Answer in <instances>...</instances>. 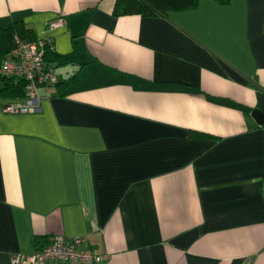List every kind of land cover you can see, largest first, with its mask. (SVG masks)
Instances as JSON below:
<instances>
[{
	"label": "crops",
	"instance_id": "crops-1",
	"mask_svg": "<svg viewBox=\"0 0 264 264\" xmlns=\"http://www.w3.org/2000/svg\"><path fill=\"white\" fill-rule=\"evenodd\" d=\"M115 2L0 0V45L23 22L57 77L0 94V264L82 235L102 264H264V0Z\"/></svg>",
	"mask_w": 264,
	"mask_h": 264
},
{
	"label": "built area",
	"instance_id": "built-area-1",
	"mask_svg": "<svg viewBox=\"0 0 264 264\" xmlns=\"http://www.w3.org/2000/svg\"><path fill=\"white\" fill-rule=\"evenodd\" d=\"M0 77H13L25 82V93L28 99L22 106L7 107L13 112H27L35 107L38 97V86L52 85L57 77L51 67L43 60V44L39 41L14 38L11 51L0 61ZM105 255L92 251L88 244V235L67 239H54L40 247L34 254L15 256L10 264H46L49 261L71 264H102Z\"/></svg>",
	"mask_w": 264,
	"mask_h": 264
},
{
	"label": "trees",
	"instance_id": "trees-1",
	"mask_svg": "<svg viewBox=\"0 0 264 264\" xmlns=\"http://www.w3.org/2000/svg\"><path fill=\"white\" fill-rule=\"evenodd\" d=\"M219 3H228L230 0H214ZM198 0H116L114 12L117 15H166L171 10H186L196 6ZM3 43L0 45V61L7 56L14 46V38L37 41L31 28L21 21H14L11 25L1 29ZM53 55L43 47V60L47 65V56ZM56 56V55H54ZM60 58V57H59ZM77 72L62 81L63 86L76 82ZM25 82L13 77H0V94L21 96L23 95Z\"/></svg>",
	"mask_w": 264,
	"mask_h": 264
},
{
	"label": "water",
	"instance_id": "water-1",
	"mask_svg": "<svg viewBox=\"0 0 264 264\" xmlns=\"http://www.w3.org/2000/svg\"><path fill=\"white\" fill-rule=\"evenodd\" d=\"M255 114H258L257 112H255Z\"/></svg>",
	"mask_w": 264,
	"mask_h": 264
}]
</instances>
